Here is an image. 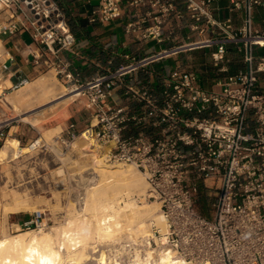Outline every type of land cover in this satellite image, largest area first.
<instances>
[{
	"label": "built area",
	"instance_id": "1",
	"mask_svg": "<svg viewBox=\"0 0 264 264\" xmlns=\"http://www.w3.org/2000/svg\"><path fill=\"white\" fill-rule=\"evenodd\" d=\"M215 1L148 0L159 11L155 23L147 26L143 18L128 23L127 30L142 40L161 41V25L171 15L182 16L178 5L188 13L190 30H224L227 22L213 16ZM257 5L264 0H229L232 10L244 11L240 33L249 40L246 68L225 77L216 90L203 88L194 73L180 69L160 79L149 73L148 82L139 86L126 83L133 73H148L149 64L167 52L125 54L117 69L81 83L59 58L61 51H73L77 40L57 3L0 0V36L27 31L47 48L58 74L94 108L89 127L79 135L104 150L105 162L135 166L148 183L144 199L158 205L165 225L151 219L150 235L118 247L119 262L144 264L164 254L179 264H264V56L255 55L256 47H264V33L252 30ZM121 15V0H100L91 20ZM228 40L207 39L208 44L221 42L215 61L224 58ZM117 89H124L138 108L110 102ZM76 136V123L70 122L64 141ZM42 222L35 215L24 225Z\"/></svg>",
	"mask_w": 264,
	"mask_h": 264
},
{
	"label": "crops",
	"instance_id": "2",
	"mask_svg": "<svg viewBox=\"0 0 264 264\" xmlns=\"http://www.w3.org/2000/svg\"><path fill=\"white\" fill-rule=\"evenodd\" d=\"M53 1L59 6L77 40L74 50L61 51L59 58L62 63L67 64V70L81 83L100 73L117 69L124 63L125 54L147 56L167 52L163 58L149 64L148 73L138 71L127 76L126 83L137 86L148 82L149 73L160 79L180 69L194 73L203 88L218 90L219 83L225 77L246 68L245 43L249 40L248 36L240 33L244 24V11L232 10L229 0H216L213 5L214 18L220 22H227L228 28L221 30L216 26H210L204 32L192 31L188 26L190 21L188 13L185 8L178 5L182 16L176 18L171 15L161 25L163 36L161 41L153 37L142 40L127 30L128 23L143 18L147 26L155 23L154 16L158 15L159 11L151 7L148 0L137 4H131V0H121L122 15L108 21L98 18L95 21L91 20L100 0ZM252 27L253 32L264 33V5L254 7ZM233 36L241 39H230ZM209 38L215 40L229 38L225 43L226 52L222 60L215 61L213 58V53L218 50L221 42L208 44ZM0 40L4 46L5 57L0 61V77L5 84L0 88V98L39 80L46 71L54 69L59 75L55 57L29 32L22 30L8 32L0 36ZM255 55L264 56V47H256ZM59 76L65 80L61 74ZM159 88V85H155L156 94L159 93ZM109 100L114 104H128L133 109L138 108L124 89H117L115 96ZM69 113L68 120L76 123V133L79 135L89 127L94 108L84 97L72 102ZM18 223H21V219Z\"/></svg>",
	"mask_w": 264,
	"mask_h": 264
},
{
	"label": "rangeland",
	"instance_id": "3",
	"mask_svg": "<svg viewBox=\"0 0 264 264\" xmlns=\"http://www.w3.org/2000/svg\"><path fill=\"white\" fill-rule=\"evenodd\" d=\"M0 44L3 46L1 40ZM3 53L4 46L3 50H0V61L5 59ZM50 73L53 76L47 80ZM45 80L48 84L59 83L62 90L68 94L57 100H49L41 88L42 82ZM3 86L5 84L0 77V88ZM73 87L75 86L71 82L63 80L53 69L44 72L39 80L27 84L19 91L0 98V149H6L14 154L18 153L13 154L14 157L0 160V238L15 234L19 231L18 229L40 230L43 228L48 231L52 227L61 226L69 220L73 213L78 211L81 212V215L89 214L83 211L82 206L83 203L86 204L85 201L91 194L92 188L99 183L101 177L94 168V156L87 154L92 153L101 158L104 150L99 152L100 149L95 143H90V140L87 142L82 136L77 137L78 134L76 136L79 138L78 141L75 139L70 143L64 141L66 128L70 123L68 120L70 105L73 101H79L84 96L79 98L75 96L59 109H54L56 107L54 104L74 95L75 92L70 93ZM115 165L133 169L144 178L133 165ZM145 183V193H134L131 197L136 199L135 201L140 207H152L158 216L157 203L143 197L148 190L146 180ZM17 197L18 201L15 199ZM124 200H128V197ZM16 202L19 203V209H15ZM23 203H28L29 208H24ZM121 204H124L123 201ZM205 211L208 213V210ZM35 215L43 217L40 226L24 225V222L30 221ZM19 219H21L20 224L18 223ZM119 230L122 239L119 237L115 247L112 246L114 243L112 244L110 241L104 242L105 244L101 246L95 243L94 245L98 246L93 249L91 246L88 247L89 253H92L93 257H97L102 251L105 254L110 252L108 254H111L109 261L112 259L113 262L114 256H117L113 247L117 250L120 245L123 246V243H129V240L134 242V237L142 236L134 231ZM128 236L133 238L130 239ZM126 238H128L127 241L123 242ZM96 249L98 252L94 254L93 251ZM112 262L110 264H114ZM86 264L97 263L91 260Z\"/></svg>",
	"mask_w": 264,
	"mask_h": 264
},
{
	"label": "bare ground",
	"instance_id": "4",
	"mask_svg": "<svg viewBox=\"0 0 264 264\" xmlns=\"http://www.w3.org/2000/svg\"><path fill=\"white\" fill-rule=\"evenodd\" d=\"M0 50H3L1 44ZM52 76L53 74L50 73L47 80L51 79ZM41 88L49 100H57L68 94L62 90L59 83L53 82L48 84L46 80L42 82ZM73 92H75L74 95L68 99L57 103L58 105L54 104L56 105L54 109L64 107L71 99L75 96L77 97L78 93L75 87L70 90V93ZM79 136L84 137L89 142L85 135H78L77 137ZM76 138L75 141H78L79 138L77 140ZM18 142L20 141L18 140ZM13 154L6 149H0V160L14 157L18 153ZM87 155L94 156V168L99 172L97 174H100L101 177L99 178V183L94 187L92 186L91 194L87 198V201H85L86 204L84 205L83 203L82 206L83 211L88 212L89 216H85L86 214L81 215V212L78 211L73 213L69 220L61 224V226L52 227L48 231L43 228L40 230L18 229L17 233L0 238V264H86L91 260L96 261L97 264H110L112 262V259L109 261L111 254L108 255L110 249L108 250V254L100 250L102 252L97 257H93L92 253H89L88 247L91 246L93 249V247L98 246H95V243L101 246L105 244L104 242L108 241L112 244L114 243L112 245L114 246L117 243L116 241L120 239L119 237L122 239L119 229H123L125 232L134 231L137 234L140 233L142 237L150 235V223L147 222L153 219L156 213H154L152 207H140L136 203V199L134 200L131 197L134 193H145L146 183L144 178L138 175L136 171H133V169L107 164L104 157L98 158L92 153ZM126 197H128V200H124ZM15 199L18 201L19 198ZM122 201L123 205L121 204ZM15 204V209H19V203L16 202ZM23 204L24 208H29L28 203ZM154 219H156L155 221L158 226L165 225L164 220L159 215ZM129 236L128 238L133 235ZM128 238L123 240V242H126ZM129 241L131 242V240ZM114 247V252L117 254L118 249L115 250L116 248ZM89 249L91 250V248ZM93 252L95 254L98 250L96 249ZM117 256H114V264H122V262L118 261ZM172 260L163 254L154 261L149 258L146 261H140L144 264H179ZM131 264L141 263L136 262Z\"/></svg>",
	"mask_w": 264,
	"mask_h": 264
},
{
	"label": "trees",
	"instance_id": "5",
	"mask_svg": "<svg viewBox=\"0 0 264 264\" xmlns=\"http://www.w3.org/2000/svg\"><path fill=\"white\" fill-rule=\"evenodd\" d=\"M205 205V203H203V206Z\"/></svg>",
	"mask_w": 264,
	"mask_h": 264
}]
</instances>
